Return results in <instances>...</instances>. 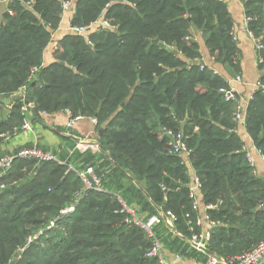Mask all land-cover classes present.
I'll use <instances>...</instances> for the list:
<instances>
[{
	"label": "trees",
	"instance_id": "obj_1",
	"mask_svg": "<svg viewBox=\"0 0 264 264\" xmlns=\"http://www.w3.org/2000/svg\"><path fill=\"white\" fill-rule=\"evenodd\" d=\"M63 1L36 0L33 8L9 2L0 27V100L9 97L11 108L0 134L23 124L24 86L36 104L34 118L66 109L95 117L108 154L75 152L74 158L80 168L93 165L105 189L88 190L63 215L83 186L78 174L56 161L38 166L34 159H16L0 180L20 179L0 191V264H162L146 256L151 241L145 231L120 212L118 193L156 212L127 173L152 202L176 215V228L187 237L202 232L201 201L207 221L215 223L208 249L222 258L264 240V176L243 149L234 102L220 92L227 81L195 63L201 52L193 28L206 35L216 61L235 65L239 49L226 2L72 0L73 26L91 29L102 17L110 25L87 37L64 35L56 61L45 66L43 53L60 25ZM263 4L245 0L248 27L264 44ZM167 130L183 132L188 156L170 153ZM246 130L264 154V88L249 102Z\"/></svg>",
	"mask_w": 264,
	"mask_h": 264
},
{
	"label": "crops",
	"instance_id": "obj_2",
	"mask_svg": "<svg viewBox=\"0 0 264 264\" xmlns=\"http://www.w3.org/2000/svg\"><path fill=\"white\" fill-rule=\"evenodd\" d=\"M224 1L234 21L232 32L237 36V40L234 41L238 46L239 52L235 60V65L231 66L215 60V57L210 54L206 42V35L201 30H195L193 28L192 37L198 43L201 52V61L204 60L208 67L214 68L217 74H220L227 81L228 86L238 91L240 99L245 100L251 95L255 87L263 84L261 82L262 76H264V66H261V64L264 63V59L261 55L263 49L259 50L257 47L258 42H261V38L256 37L255 34H250L247 30L245 2L243 0ZM9 2L10 0H0V27L4 23L5 15L9 10ZM73 17L74 4H72L70 10L63 11L60 25L57 30H55L50 42L44 50L43 65L47 66L56 61L55 51L58 48L59 40L64 35L72 33L69 31V27L73 26ZM104 21L102 17L93 24L91 29L88 28L86 34L83 35L86 37L89 36V34L100 25H104ZM0 101V122H5L10 114L11 101L9 97ZM29 119L31 123L29 128H23L22 124L20 127L15 126L12 132H10L11 130L3 132H10V136L7 139H0V157L15 154L21 148L32 146L35 142H38L42 149L54 152L61 161L80 168L82 163L74 158L75 152H79L76 150L78 141L87 140L94 142L99 138L100 129L98 124L94 123L91 117H84L78 120L69 132V114L65 110L58 112L40 111L37 118H34L31 113ZM238 130L244 140V144L250 149L257 174L264 176V161L257 153L246 127L238 126ZM126 175V177L132 179L133 183L147 196L156 212L162 208L151 201L142 183L135 180L129 173ZM194 180H196L195 176ZM128 184L129 183L124 179V185L127 187ZM130 204L135 206L143 217H148L155 213H150L149 210L144 209L137 201L130 202ZM205 210V207L200 201L201 224L204 233L211 228L210 223L207 221ZM157 230L159 236L162 238L163 249L166 247L163 252V254H165L163 256L164 264L208 263L211 256L194 249L192 243L189 241L190 237L183 235L178 230L174 232L162 224L157 227Z\"/></svg>",
	"mask_w": 264,
	"mask_h": 264
},
{
	"label": "built area",
	"instance_id": "obj_3",
	"mask_svg": "<svg viewBox=\"0 0 264 264\" xmlns=\"http://www.w3.org/2000/svg\"><path fill=\"white\" fill-rule=\"evenodd\" d=\"M11 1V0H10ZM22 3H24L27 7L33 8L34 4L36 3V0H21ZM72 0H64L63 1V11H68L72 8ZM10 12H12L10 10ZM251 20V17L246 15V23H247V30L250 32V34L254 35L253 31H251L248 27V22ZM104 25H110L108 21L103 22ZM88 27L86 26H71L69 27V31L76 34H86ZM233 40H237V36L234 32H232ZM189 38V37H188ZM90 44H92L90 42ZM257 47L259 50L264 49V44L262 42H258ZM195 63L200 65V68L203 70L207 66L205 61H201V59H196ZM212 71L214 73H217V71L212 68ZM39 67H35L32 69L33 73L37 72ZM259 88H264V84H261L258 87H255L252 91L251 95L245 99L241 100L240 96L238 95V91L231 87V86H223L220 88V92L224 96V98L228 101H233L235 104L234 109V119L237 122L239 127H246V114H247V108L249 105L250 100L253 98L255 92ZM21 98L23 100V104L21 106V110L24 114V121H23V128H29L31 123L29 119V115L32 113L35 109V102L32 99L28 98L27 95V87L24 86L20 90ZM65 111L69 114V121H68V132L72 127L75 125V123L84 118L83 115H73L72 112L69 109H66ZM45 112V111H44ZM91 119L94 121V123H98L97 119L95 117H91ZM238 131V130H237ZM69 134V133H68ZM167 134L172 136L171 141V149L170 153L172 154H178L183 156L189 155V148L187 146V143L185 141V136L183 132H174L172 130H167ZM10 136V132L8 133H2L0 134V139H7ZM254 144V143H253ZM257 153L260 155L262 160L264 161V154L260 149H258L254 145ZM244 150L247 151L248 159L250 163L255 166L254 160L252 158L250 149L248 146L244 145ZM77 151L84 153L86 151H91L94 154L103 152V150L100 147L99 140L96 141H87V140H79L77 144ZM74 152V151H73ZM72 152V153H73ZM104 154H108L107 152H103ZM16 159H34L37 160L39 163L45 162V161H56L60 164L67 165L68 170L75 171L80 179L82 180L83 186L80 189V191L76 194L74 201L67 207H65L62 210V214L65 215L75 209L76 204L79 202V200L86 194L88 190H96V191H102L104 190V184H103V176L96 172L95 167L93 165H88L83 168H78L70 163L61 161L58 156L48 150H44L40 147L38 142H35L32 146L23 147L20 150H18L15 154L11 155H5L0 157V180L7 175L9 171L12 170L14 161ZM200 186L198 180H195L194 185V191L198 189ZM5 188L4 183L0 184V191ZM162 188L166 190V186L162 185ZM119 201L121 202V210L120 212L125 214V222L132 226H137L143 229L147 235V237L151 241V247L148 249L146 256L147 257H155L157 258L162 264H164V255H163V242L162 238L158 234L157 227L159 225H165L174 232H177L176 229V220L177 217L172 211H164L162 208H160L157 212L154 214L149 215L148 217H143L141 213L137 210V208L130 203H128L122 195L119 193L116 194ZM210 208H213L212 205L208 206ZM54 224V223H53ZM215 225V223L211 222L210 227ZM193 230V228H192ZM211 228L206 231L205 233L202 231L201 233L193 232L192 236L190 237L189 241L192 243V247L200 252L207 253L209 240L211 237ZM209 254V253H207ZM211 257L208 260L207 264H264V240L259 242L255 247H253L250 250H247L237 256L231 257V258H222L218 255L209 254Z\"/></svg>",
	"mask_w": 264,
	"mask_h": 264
},
{
	"label": "rangeland",
	"instance_id": "obj_4",
	"mask_svg": "<svg viewBox=\"0 0 264 264\" xmlns=\"http://www.w3.org/2000/svg\"><path fill=\"white\" fill-rule=\"evenodd\" d=\"M195 29V28H194ZM195 30H198V29H195ZM234 121H235V119H234ZM236 122V121H235ZM236 124H237V122H236ZM237 126H238V124H237ZM37 165L38 166H40V163L38 162L37 163ZM33 168H36V165L33 167ZM28 174L30 173V170H28V172H27ZM22 181V180H21ZM125 181L126 182H128L126 179H125ZM20 183V179H14L12 182L11 181H6V182H4V181H2L1 182V184L2 183H4V185H5V188H7V186H9L10 184H15V183ZM5 188H3V190L5 189ZM139 204H140V202H139ZM141 205V204H140ZM54 226H56L55 224H53V223H51L50 225H49V227H54ZM166 248V247H165ZM165 248L163 249V252L165 251ZM163 255H165V254H163ZM19 256H20V254H19ZM10 264H13V262H11Z\"/></svg>",
	"mask_w": 264,
	"mask_h": 264
},
{
	"label": "water",
	"instance_id": "obj_5",
	"mask_svg": "<svg viewBox=\"0 0 264 264\" xmlns=\"http://www.w3.org/2000/svg\"><path fill=\"white\" fill-rule=\"evenodd\" d=\"M243 1L245 2V0H243ZM153 42H154V43H159V39L156 38V39L153 40ZM161 45H163V44H161ZM100 132H102L101 129H100ZM190 169H191V168H190ZM191 172H192V169H191ZM207 253L217 255L216 253L211 252L209 249L207 250Z\"/></svg>",
	"mask_w": 264,
	"mask_h": 264
}]
</instances>
